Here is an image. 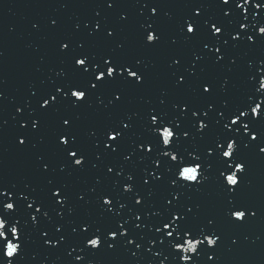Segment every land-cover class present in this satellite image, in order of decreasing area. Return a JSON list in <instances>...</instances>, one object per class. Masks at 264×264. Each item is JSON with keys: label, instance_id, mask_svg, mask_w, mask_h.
I'll return each mask as SVG.
<instances>
[{"label": "snow or ice", "instance_id": "snow-or-ice-1", "mask_svg": "<svg viewBox=\"0 0 264 264\" xmlns=\"http://www.w3.org/2000/svg\"><path fill=\"white\" fill-rule=\"evenodd\" d=\"M72 3L64 0L61 7ZM76 6L90 9V18H77L70 32L55 39L58 65L49 69L54 76L42 80L39 87L31 83L23 106L15 107L23 118H11L18 124L16 148L35 157L47 202L33 195L37 187L30 183L22 189L0 185V264H20L26 244L35 242L33 232L44 246L62 249L70 258L66 264H94L87 257L120 249L142 258L140 250L145 248L155 258L163 256L158 264H201L202 260L218 264L217 250L226 238L218 214L237 229L252 224L261 212L246 197L252 187L250 154L264 159L259 127L264 122V56L246 61L252 90L239 104L229 98L221 99L219 107L211 102L209 98L218 92L227 96L231 76L210 78L207 73L209 68L238 72L242 57L235 50L243 45L251 52L264 44V23L257 20L264 14V2L82 0ZM212 8L219 9V15L209 14ZM249 8L258 11L250 13ZM250 16L251 24L245 22ZM32 28L39 30L40 24L34 22ZM47 28L57 36L60 19L50 18ZM251 29L254 35L249 34ZM162 49L172 54L165 61L166 84L158 88L157 103L140 95L147 105L143 116L124 110L130 91L143 93L154 87L161 68L151 54ZM254 65L258 67L253 74ZM173 91L188 95L173 100L169 108ZM6 99L0 91V113ZM50 118L56 121L51 131ZM137 119L144 121L142 134L134 131ZM86 120H90L87 127ZM8 124L0 115V136ZM213 128L218 131L208 142ZM197 140L205 142L203 150ZM38 146L42 150L34 152ZM141 163L145 166L137 187L135 172ZM89 165L91 169L103 165L104 171L87 189L73 192L69 184L56 179L60 174L74 176ZM105 181H111L114 190L126 182L120 192L97 194ZM209 183L218 189L219 207L205 214L192 194H203ZM158 188L165 191L162 208L151 202ZM73 197L82 207L91 205L94 197L98 218L89 214L79 223L68 220L71 230L66 232L65 224L54 223L50 213L60 221L73 216ZM125 209L128 218H123ZM42 221L51 227L45 230ZM144 228H154V235L146 236ZM227 239L236 251L249 242L247 235L241 240L235 232ZM157 241L161 250L153 252ZM78 251L83 254L74 255Z\"/></svg>", "mask_w": 264, "mask_h": 264}, {"label": "water", "instance_id": "water-1", "mask_svg": "<svg viewBox=\"0 0 264 264\" xmlns=\"http://www.w3.org/2000/svg\"><path fill=\"white\" fill-rule=\"evenodd\" d=\"M64 0H0V91H3L6 100L2 102L3 111L0 113L3 119H7L9 124L6 126L5 133L0 136V185L11 186L17 185L19 188H23L25 183H30L32 186L37 187V193L40 199L47 202V189L45 187V181L36 172V161L34 156H26L21 154L17 148L18 143L16 139V133L18 131V124H14L12 116L17 115L15 113L16 106H23V101L28 96V87L31 83H35L38 87L41 86L42 80L46 81L49 75L53 73L49 72V69L58 65V59L55 54L54 41L60 38L62 35L70 32L73 24L77 18L83 20L90 18L91 10L83 7H79L82 0H73V3L69 7H61ZM264 2V0H261ZM234 6V5H233ZM133 11V10H130ZM179 14L180 10H176ZM258 11L249 8V12ZM209 14L219 15V9H210ZM59 18L61 21V29L57 36L49 34L47 25L50 22V18ZM260 23H264V14L257 17ZM38 22L40 29L36 30L32 28V24ZM246 23L251 24L252 18L249 17ZM259 24L257 25V27ZM83 27V25H82ZM249 34H255V29H251ZM235 53L242 57L240 61V70L234 74L220 73L214 68H209L207 75L211 77L219 76L223 79L224 75L231 76V83L228 85V93L225 96L223 93H217L215 97L209 98L211 102L216 103L219 107V101L221 99L229 98L232 104H239L245 98L246 95L252 90V85L247 82V68L246 61L248 59H256L257 57L264 56V44L257 46L256 49L249 52L243 45L235 50ZM247 53V55H245ZM172 54L167 49H162L157 53L151 54L156 62L160 65L161 71L155 78L154 87L148 89L143 93H137L135 91L129 92V103L125 106L126 111H140L141 116L145 114L147 105L143 104L139 100L140 95H144L146 98H151L153 103H157V97L159 96V87H163L166 84V64L167 57ZM41 57H44L43 61ZM258 65H254L253 74L255 73ZM259 77H257L258 79ZM258 86V85H256ZM181 95L187 97L188 94H178L172 92L169 97V108L171 102L178 99ZM207 101H201L206 103ZM27 114L25 109L24 115ZM18 119L23 117L17 115ZM90 123V120L84 121V126ZM136 127L134 131L137 134L143 133L144 121L137 119L135 121ZM56 127V121L54 118H50L48 121V129L51 131ZM261 128V135L264 136V122L259 125ZM218 129H211L210 135L207 137V141L210 142L214 139L215 132ZM135 139V137H133ZM199 144L201 150H203L204 143L199 140L196 142ZM43 146H38L34 152H40ZM128 144L125 143L124 150L126 151ZM50 154V153H49ZM250 175L249 179L252 182V187L247 193V199L254 203L257 207L261 208L260 214L256 220L246 226L233 229L231 226L224 222L223 214H218V223L223 227L226 238L222 241L220 248L217 250V254L221 257L218 264H264V159H258L255 153L250 154ZM122 162V161H120ZM99 163V162H98ZM150 163V162H146ZM145 165L143 163L136 166V183L137 187L140 186V169ZM126 170H131L127 167ZM103 165L99 169H91L90 165L88 169L83 172H79L74 176H67L66 174H60L56 177L57 180L65 182L70 185L73 192L80 191L81 189H87L95 184V178L98 175L103 174ZM114 175V174H113ZM126 181H122V184ZM121 187L115 190L112 187L111 181H105L97 188V194L100 192H120ZM218 191L216 185L209 183L205 186L203 194L193 193V200L201 202L203 206V212L217 211L219 207V201L216 198V192ZM212 195L209 196L208 194ZM165 191L163 188H158L156 194L151 198V202L157 207H163V195ZM124 200H127V195L124 196ZM123 202V201H122ZM72 203L76 207V212L71 217H67L65 221H60L56 217L54 212L50 214L53 217L54 223H64L65 231L70 232V227L67 223L68 220H76L79 223L82 219L91 214L92 218H98V205L93 197V203L89 206L82 207L73 197ZM129 206H132V202L128 201ZM58 207V206H57ZM140 207V206H138ZM34 212V209L32 210ZM123 218H128L129 213L127 209L123 210ZM132 223V221H129ZM140 223V221H135ZM145 223H149L145 221ZM41 227L47 230L51 225L46 222H41ZM31 230V229H29ZM143 232L146 236H153L155 233L154 228H144ZM235 234L241 236L247 235L249 242L246 243L239 251H236L231 246V241L227 239V236ZM32 240L35 242H29L23 249L24 259L20 261V264H66V260L70 259L66 257V253L62 249H51L44 246L39 240V234L33 232ZM255 241V243H252ZM23 242V241H22ZM133 251H137L134 246H129ZM160 245L153 246V252L160 251ZM142 252V258H132L129 252H125L120 249L116 253H105L101 251L95 256H89L87 259L94 261V264H135L136 260H139V264H148V261L155 260L158 264L163 256L155 258L147 252L146 248L140 250ZM168 249H165V255L168 254ZM75 254L79 253V251ZM191 255V254H189ZM35 257V259H33ZM59 257V259H57ZM86 264V261H85ZM165 264H174L172 261H165ZM204 264V261H201ZM207 264H213V261H207Z\"/></svg>", "mask_w": 264, "mask_h": 264}]
</instances>
